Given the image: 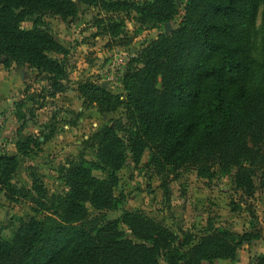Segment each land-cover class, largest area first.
<instances>
[{
    "label": "trees",
    "instance_id": "1",
    "mask_svg": "<svg viewBox=\"0 0 264 264\" xmlns=\"http://www.w3.org/2000/svg\"><path fill=\"white\" fill-rule=\"evenodd\" d=\"M81 1L107 13L133 11L139 27H163L179 18L174 29L159 32L128 61L123 95L93 81L77 83L83 103L104 112L121 107L124 118L91 134L94 160L64 161L59 178L66 191L49 193L36 176L29 188L17 186V156L0 152V194L15 203L27 200L33 213L18 218L9 238H0V264H157L160 256L166 264L236 263L240 246L264 233L252 204L264 192V0H185L181 14L177 0ZM76 12L74 0H0L3 66L27 65L42 74L52 96L65 91L67 50L42 27V18ZM27 20L30 28L22 26ZM96 24L110 38L124 28L122 18ZM15 116L26 119L24 111ZM19 130L15 146L26 155L39 138ZM145 152L146 167L158 175L189 166L200 178L227 177L238 194L230 210L246 211L248 226L236 232L208 221L195 244L186 238L176 247L174 232L142 211L106 218L102 211L121 202L114 194L117 172L128 159L138 164ZM247 264H264V253Z\"/></svg>",
    "mask_w": 264,
    "mask_h": 264
},
{
    "label": "rangeland",
    "instance_id": "2",
    "mask_svg": "<svg viewBox=\"0 0 264 264\" xmlns=\"http://www.w3.org/2000/svg\"><path fill=\"white\" fill-rule=\"evenodd\" d=\"M77 12L73 17L63 19L59 16L46 14L43 16L42 27H45L66 48V70L68 77L63 82L65 91L53 96L47 87L42 74L25 68L27 65L13 64L9 69H23L26 73L23 87L6 104L0 108V118L3 122L0 137V152L17 156L18 168L12 182L17 186L29 188L32 177L36 176L49 193H62L67 190L59 178V168L66 159L82 156L94 160L95 149L89 137L100 126L113 124L117 119L124 118L123 110L118 107L111 112L100 111L93 103L84 102L77 92V83L89 80L102 85L113 94L123 95L121 78L128 61L136 57L139 51L152 41L165 27H139L136 14L133 11L107 13L97 6L81 0H74ZM108 1V0H105ZM142 4L149 0H121ZM180 14L185 0H177ZM122 18L124 28L115 38H110L102 28H98L97 19ZM169 22L171 29L177 26V20ZM260 15L255 20L259 25ZM168 23V22H167ZM165 25V24H164ZM24 28L31 27V21L22 23ZM258 43L254 40L253 55H257ZM60 58L61 55L50 53ZM22 102V103H21ZM19 106V107H18ZM26 113L25 121H18L15 113ZM14 115L15 124L9 125L14 136H3V128L10 115ZM20 128V130H19ZM17 130L22 134H30L39 138L37 145L30 144L27 154L23 155L16 149ZM48 135L44 139L42 134ZM11 140V141H10ZM9 143L13 149L10 150ZM148 153L145 152L141 161L134 164L127 160L117 172L118 182L114 194L120 199L115 210H103L108 219H118L123 210H138L144 212L167 225L175 234V246L186 238H191V245L206 231L207 223L241 232L248 226L249 215L246 211L232 212V202L238 200V194L232 190L230 180L221 175L211 178H200L192 167H182L173 172L156 174L146 167ZM93 175L102 177L98 170ZM166 184V191L163 188ZM261 206H258V203ZM263 202V203H262ZM264 231V192L258 191L252 202ZM93 212V209L89 207ZM98 212H94L96 214ZM26 214H33L27 200L12 202L0 194V238H9L17 220ZM40 218L41 215H38ZM120 228L128 237V229L123 224ZM264 235V233H263ZM264 237V236H263ZM249 244L244 243L239 248L238 261L244 264L250 261L257 252L248 251ZM251 248V247H250ZM182 247V251L187 250ZM264 246L258 247L263 250ZM249 253L253 254L249 258ZM157 264H166L160 256ZM179 264H182L181 262ZM216 264H222L216 262Z\"/></svg>",
    "mask_w": 264,
    "mask_h": 264
},
{
    "label": "crops",
    "instance_id": "3",
    "mask_svg": "<svg viewBox=\"0 0 264 264\" xmlns=\"http://www.w3.org/2000/svg\"><path fill=\"white\" fill-rule=\"evenodd\" d=\"M25 68L28 70L27 66H25L23 69ZM23 69L22 68L15 69L14 67V68L9 69V71H7L2 67V64H0V108L6 107V104L11 100V98L15 94H18L21 88L23 87V82L25 81V77H26V73ZM11 124H15V118L13 114L8 117V121L5 124L6 127L5 129L3 128L4 130L3 136H8L9 138L14 136L10 133V131H7L9 130V125ZM8 145H9L10 150L13 149L12 143H9ZM257 203H258V206H261L259 202ZM247 244H249L248 251H251L253 253L255 252L264 253V249L260 251L258 250L259 246L261 247L264 246V237H262L259 240H254ZM239 251L240 250L238 249V254H239ZM248 256L250 258L253 256V254L249 253ZM216 262H221L222 264H241L239 261H237L236 263H232L229 259H216L214 261V264H216ZM248 262H249V259L244 264H247Z\"/></svg>",
    "mask_w": 264,
    "mask_h": 264
},
{
    "label": "water",
    "instance_id": "4",
    "mask_svg": "<svg viewBox=\"0 0 264 264\" xmlns=\"http://www.w3.org/2000/svg\"><path fill=\"white\" fill-rule=\"evenodd\" d=\"M164 27H165V32L171 31V26H170V23L169 22L168 23H165Z\"/></svg>",
    "mask_w": 264,
    "mask_h": 264
},
{
    "label": "built area",
    "instance_id": "5",
    "mask_svg": "<svg viewBox=\"0 0 264 264\" xmlns=\"http://www.w3.org/2000/svg\"><path fill=\"white\" fill-rule=\"evenodd\" d=\"M2 126H3V122H2V120H1V118H0V137H1Z\"/></svg>",
    "mask_w": 264,
    "mask_h": 264
}]
</instances>
